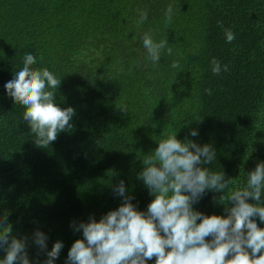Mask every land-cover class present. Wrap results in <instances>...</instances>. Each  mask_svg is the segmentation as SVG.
Here are the masks:
<instances>
[{
	"label": "trees",
	"instance_id": "16d2710c",
	"mask_svg": "<svg viewBox=\"0 0 264 264\" xmlns=\"http://www.w3.org/2000/svg\"><path fill=\"white\" fill-rule=\"evenodd\" d=\"M143 12L147 20L138 24ZM226 28L235 33L232 43ZM145 33L167 39L172 54L163 50L153 64ZM26 53L37 58L33 68L61 80L56 103L75 110L73 128L48 148L35 144L24 106L4 87ZM214 57L229 71L214 75ZM172 133L215 149L207 167L233 179L226 195L264 162V0H0V216L13 235L29 237L32 264L47 259L32 242L37 229L48 236V251L63 242L54 264H66L83 238L73 221H98L117 209L120 180L146 211L154 197L138 178L142 159ZM220 195L207 192L194 208L226 216L213 200Z\"/></svg>",
	"mask_w": 264,
	"mask_h": 264
},
{
	"label": "clouds",
	"instance_id": "9594fccd",
	"mask_svg": "<svg viewBox=\"0 0 264 264\" xmlns=\"http://www.w3.org/2000/svg\"><path fill=\"white\" fill-rule=\"evenodd\" d=\"M172 16L173 6L169 5L165 13L167 23H171ZM146 20L147 13L143 12L137 23ZM224 32L226 42L232 43L235 33L227 28ZM142 40L153 64H158L163 50L172 54L167 39L155 42L145 33ZM36 63V56L26 53L23 67L14 70V78L4 87L15 104L24 106L23 120L30 126L35 144L48 148L60 133L73 128L75 110L56 103L55 90L61 80L47 67L33 68ZM211 65L214 75L229 71V65H221L215 57ZM171 67L180 65L173 62ZM207 91L212 94L211 89ZM189 134L195 137L198 131L192 129ZM215 159L216 151L211 145L201 146L187 138L182 141L175 133L167 134L142 159L143 169L138 174L154 197L147 210H138L134 196L128 194L125 182L120 180L113 188L123 199L117 209L98 221L95 216L88 222L73 221L74 231L82 230L83 238L72 244L66 264H148L153 258L155 264H264V227L256 220L258 217L264 223V162L248 173L244 187L226 195L234 181L226 179L224 172H213L207 167ZM207 192L224 193L213 200L225 206L226 216L206 215L194 208ZM28 241L27 235H13L7 215L0 216V251L6 253L0 264H32ZM47 241L43 231L34 232L32 242L38 255L45 253L44 264H54L64 244L56 241L48 251Z\"/></svg>",
	"mask_w": 264,
	"mask_h": 264
}]
</instances>
